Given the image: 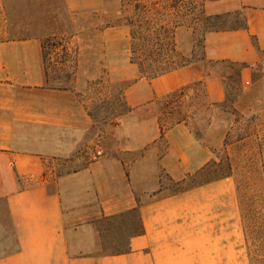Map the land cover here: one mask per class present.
I'll list each match as a JSON object with an SVG mask.
<instances>
[{
	"label": "crops",
	"instance_id": "crops-1",
	"mask_svg": "<svg viewBox=\"0 0 264 264\" xmlns=\"http://www.w3.org/2000/svg\"><path fill=\"white\" fill-rule=\"evenodd\" d=\"M201 10L199 40L174 31L183 65L150 78L115 23L121 0H0V264H250L235 177L189 184L224 145L217 111L201 138L159 101L201 87L216 107L235 73V101L264 102V0ZM62 36L79 44L70 76L45 63L44 41ZM105 79L130 83L99 122L89 93ZM100 223L120 225L118 250H96Z\"/></svg>",
	"mask_w": 264,
	"mask_h": 264
},
{
	"label": "rangeland",
	"instance_id": "rangeland-1",
	"mask_svg": "<svg viewBox=\"0 0 264 264\" xmlns=\"http://www.w3.org/2000/svg\"><path fill=\"white\" fill-rule=\"evenodd\" d=\"M200 5L201 0H121V14H118L120 18L115 23L125 22L128 25L129 58L133 62H143L142 70L148 73L161 66L185 61L177 50V45L173 49L166 37L175 31L178 24H191L190 28L195 30L196 39L199 40L200 28L192 20L198 16ZM159 37L162 40H158ZM43 48L45 63L49 68L67 76L74 72L79 49L77 39L69 36L49 38L44 41ZM139 72L142 75L141 68ZM106 79L97 80L89 93L93 97L90 102L91 109L96 113L99 122L108 121L110 118L114 120L109 116L125 109L121 95L124 86L130 83L126 81L115 84ZM229 85L232 88L229 101L216 107L206 103L203 89L197 87L194 100L180 101V94L177 93L170 97L168 103L166 100L159 101V108L172 112L167 120L169 123L183 115H189L188 121L194 133L201 138L209 130L210 111L212 114L217 111L215 113L218 123L215 129L223 133L224 145L209 167L189 184L195 185L226 175L235 177L249 262L264 264V102L235 101L241 93L235 73ZM263 88L256 89L253 95L261 98L264 94ZM69 226H73V223ZM99 227L102 236L97 240L96 250H118V242L121 240L119 234L122 231L120 225L100 223Z\"/></svg>",
	"mask_w": 264,
	"mask_h": 264
},
{
	"label": "trees",
	"instance_id": "trees-1",
	"mask_svg": "<svg viewBox=\"0 0 264 264\" xmlns=\"http://www.w3.org/2000/svg\"><path fill=\"white\" fill-rule=\"evenodd\" d=\"M209 20H210V17H207L204 15L203 11L201 10V5H200V12H199L198 16L192 20L193 24H196L197 26L202 28L203 25L204 26L208 25L207 23ZM180 25L181 24H178L176 27H178ZM189 26H191V24ZM166 38H168L169 44L174 49L176 47V43L174 41V32L169 37H166ZM158 40H162V38H160ZM136 63H138L139 67L141 68L142 76L143 77H150V78L161 75V74L166 73V72H169V71L175 69L176 67L183 65V63H179V64H174V65L161 66V67L154 69L150 73H148V72L142 70L143 66H144L143 62L136 61Z\"/></svg>",
	"mask_w": 264,
	"mask_h": 264
}]
</instances>
